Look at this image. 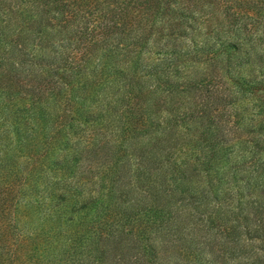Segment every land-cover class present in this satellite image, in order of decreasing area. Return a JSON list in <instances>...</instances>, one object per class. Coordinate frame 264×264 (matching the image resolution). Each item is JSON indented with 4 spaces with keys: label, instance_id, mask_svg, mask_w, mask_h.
<instances>
[{
    "label": "trees",
    "instance_id": "1",
    "mask_svg": "<svg viewBox=\"0 0 264 264\" xmlns=\"http://www.w3.org/2000/svg\"><path fill=\"white\" fill-rule=\"evenodd\" d=\"M0 264H264V0H0Z\"/></svg>",
    "mask_w": 264,
    "mask_h": 264
}]
</instances>
